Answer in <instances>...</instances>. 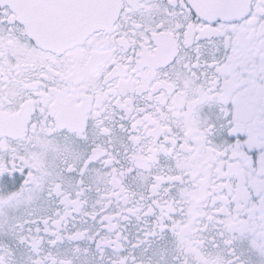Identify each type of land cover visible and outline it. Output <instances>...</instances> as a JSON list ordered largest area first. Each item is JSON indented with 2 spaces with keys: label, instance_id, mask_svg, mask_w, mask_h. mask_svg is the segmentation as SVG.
<instances>
[{
  "label": "snow or ice",
  "instance_id": "snow-or-ice-1",
  "mask_svg": "<svg viewBox=\"0 0 264 264\" xmlns=\"http://www.w3.org/2000/svg\"><path fill=\"white\" fill-rule=\"evenodd\" d=\"M0 264H264V0H0Z\"/></svg>",
  "mask_w": 264,
  "mask_h": 264
}]
</instances>
